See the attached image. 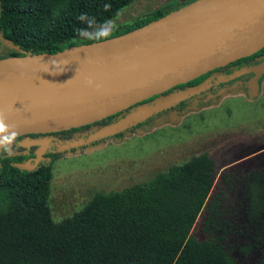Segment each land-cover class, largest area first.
<instances>
[{
  "label": "trees",
  "instance_id": "obj_1",
  "mask_svg": "<svg viewBox=\"0 0 264 264\" xmlns=\"http://www.w3.org/2000/svg\"><path fill=\"white\" fill-rule=\"evenodd\" d=\"M132 0H0V59L53 54L70 46L98 42L138 29L188 5L176 3L155 9L114 34L101 27ZM84 31L89 34L78 36ZM264 47L243 58L254 63ZM214 69L187 83L144 100L91 124L50 135L49 160L30 172L18 168L22 157L0 152V264H236L223 249L218 216L237 183H242V214L250 226L255 264H264V173L250 171L236 177L222 170L213 184L215 163L207 154L183 165H171L145 183L127 189L94 193L70 218L54 223L47 200L51 164L72 143L85 142L98 129L144 105L173 93L200 90L176 105L152 115L151 125L171 121L170 113L183 115L215 103L234 80L239 61ZM22 137V136H21ZM101 139L84 147H92ZM67 149L61 150L59 147ZM203 210L204 240L190 235Z\"/></svg>",
  "mask_w": 264,
  "mask_h": 264
},
{
  "label": "water",
  "instance_id": "obj_2",
  "mask_svg": "<svg viewBox=\"0 0 264 264\" xmlns=\"http://www.w3.org/2000/svg\"><path fill=\"white\" fill-rule=\"evenodd\" d=\"M87 34L84 31L78 38ZM263 47L264 0L193 1L116 37L53 54L0 59V114L17 137L88 125ZM243 73L252 74V93L264 75V62ZM199 91L174 93L137 108L78 143L115 135ZM36 145L42 149L31 164H18L20 170L30 172L41 161L46 141Z\"/></svg>",
  "mask_w": 264,
  "mask_h": 264
},
{
  "label": "rangeland",
  "instance_id": "obj_3",
  "mask_svg": "<svg viewBox=\"0 0 264 264\" xmlns=\"http://www.w3.org/2000/svg\"><path fill=\"white\" fill-rule=\"evenodd\" d=\"M175 4L174 0H132L101 27V32L114 34L155 9ZM229 88L215 103L183 115L170 113L171 121L166 124L151 125L152 115L160 111L152 113L92 147L79 144L74 152L55 160L47 200L51 220L59 223L70 218L94 193L107 194L145 183L169 166L183 165L203 153L215 163L214 185L225 169L237 178L250 171L264 173V75L257 92L254 89L251 93L247 82ZM242 190V183H237L223 202L218 216L220 230L211 234L222 236L223 249L236 264H255L257 250L243 252L250 244L251 227L241 211ZM203 215L202 210L190 231L196 240L208 236L202 230Z\"/></svg>",
  "mask_w": 264,
  "mask_h": 264
},
{
  "label": "flooded vegetation",
  "instance_id": "obj_4",
  "mask_svg": "<svg viewBox=\"0 0 264 264\" xmlns=\"http://www.w3.org/2000/svg\"><path fill=\"white\" fill-rule=\"evenodd\" d=\"M174 2L177 3L176 1H174ZM261 62H264V55L262 57L258 58L254 63H252V62H250L248 60L239 61L238 67L231 73V77L234 76V80L232 81V84H230V85L233 86V87L234 86L239 87L244 82H247V85H249V78L252 77V74L251 73H245L244 74L243 71L248 69V68L256 67ZM262 76L263 75H261L258 78L257 81H259V79ZM243 77H246V79L243 80L242 79ZM227 89L229 90L230 88L229 87L225 88V91L223 92V94L226 93ZM50 138H51L50 135L45 134V133H42V134H29V135H24L22 137L21 136L17 137L16 141L12 145L13 155L22 157L21 163H25V162L28 161L31 164L32 160L35 157V153H37L38 151H40L42 149L41 147H39L36 144L38 142L46 141V147H45L44 151L41 154V161L38 162V164H41V163L44 164V163L48 162V160H49L48 152H49L50 147H51ZM72 144H74V146H73L74 149H76V147H78V145H79L78 141L76 143H72ZM84 145H86V144H84ZM61 148H63V146L59 147V149H61ZM65 149H67V148H65ZM65 149H63V150H65ZM0 152H2V151L0 150Z\"/></svg>",
  "mask_w": 264,
  "mask_h": 264
},
{
  "label": "clouds",
  "instance_id": "obj_5",
  "mask_svg": "<svg viewBox=\"0 0 264 264\" xmlns=\"http://www.w3.org/2000/svg\"><path fill=\"white\" fill-rule=\"evenodd\" d=\"M103 34L107 35L106 32ZM10 127L11 126L5 122L4 115L0 114V150L7 153L9 156L13 155L12 145L16 141L18 135L15 130L10 131Z\"/></svg>",
  "mask_w": 264,
  "mask_h": 264
},
{
  "label": "crops",
  "instance_id": "obj_6",
  "mask_svg": "<svg viewBox=\"0 0 264 264\" xmlns=\"http://www.w3.org/2000/svg\"><path fill=\"white\" fill-rule=\"evenodd\" d=\"M257 89H258V81L255 83V90L257 92Z\"/></svg>",
  "mask_w": 264,
  "mask_h": 264
}]
</instances>
